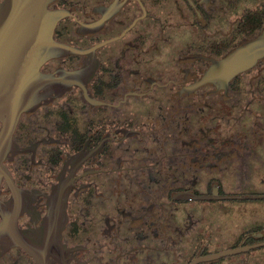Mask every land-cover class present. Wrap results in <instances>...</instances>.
<instances>
[{"label":"flooded vegetation","instance_id":"af4514ba","mask_svg":"<svg viewBox=\"0 0 264 264\" xmlns=\"http://www.w3.org/2000/svg\"><path fill=\"white\" fill-rule=\"evenodd\" d=\"M25 19L46 82L0 111V264H264V0H0L5 85Z\"/></svg>","mask_w":264,"mask_h":264},{"label":"water","instance_id":"95a60500","mask_svg":"<svg viewBox=\"0 0 264 264\" xmlns=\"http://www.w3.org/2000/svg\"><path fill=\"white\" fill-rule=\"evenodd\" d=\"M26 8L24 9V11ZM25 15V12H23ZM26 16V15H25ZM17 25V75L12 82L0 83V111H8L9 116L18 117L22 111H29L39 104L41 96L39 90L45 85L46 78L38 70L43 54L42 47H37L42 41L29 31L31 20L25 19ZM28 21V22H27ZM34 26L35 28V24ZM47 44V41L45 42ZM52 43V42H51ZM52 45V44H51ZM261 40H256L240 46L232 51L226 58L214 66L209 78L218 76L228 81L233 75L248 68L254 61L256 47H261ZM252 55V56H250ZM222 69L224 70L222 73ZM6 86V88H5Z\"/></svg>","mask_w":264,"mask_h":264}]
</instances>
